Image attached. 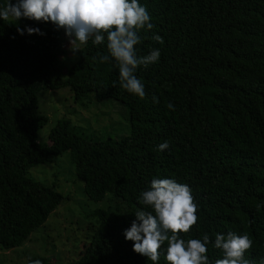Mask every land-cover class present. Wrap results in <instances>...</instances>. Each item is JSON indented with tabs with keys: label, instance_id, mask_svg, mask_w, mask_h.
Wrapping results in <instances>:
<instances>
[{
	"label": "trees",
	"instance_id": "trees-1",
	"mask_svg": "<svg viewBox=\"0 0 264 264\" xmlns=\"http://www.w3.org/2000/svg\"><path fill=\"white\" fill-rule=\"evenodd\" d=\"M139 2L154 27L140 30L137 55L153 48L161 53L157 62L135 70L144 98L120 86L114 59L100 62L106 41L89 40L64 64L62 29L51 22L0 19V248L21 245L61 202L59 192L27 170L68 151L85 197L100 201L109 194L113 207L90 212V239L67 264H153L123 235L138 209L151 211L138 197L153 178L192 189L199 219L181 238L207 233L211 264L222 258L213 247L215 235L230 231L252 240L245 253L250 264H264V0ZM7 3L0 0V7ZM17 26L39 28L44 35H20ZM62 87L75 100L92 94L96 101L121 103L129 133L87 139L58 121L49 144L37 142L46 118L35 114L36 93ZM165 141L169 147L159 151ZM166 247L167 242L158 264H168ZM35 259L56 264L43 256H30L25 264Z\"/></svg>",
	"mask_w": 264,
	"mask_h": 264
},
{
	"label": "clouds",
	"instance_id": "clouds-1",
	"mask_svg": "<svg viewBox=\"0 0 264 264\" xmlns=\"http://www.w3.org/2000/svg\"><path fill=\"white\" fill-rule=\"evenodd\" d=\"M22 18L37 22H51L57 30L62 29L69 39L70 51L75 54L89 40L95 45L105 44L107 54L100 56V62L114 59L119 72L120 86L140 98L146 95L145 86L135 75L138 66L155 63L160 58V50L153 48L149 54L138 56L135 46L140 43L141 29L151 30V16L139 0H8L0 7V19ZM36 33L44 35L39 28L17 26L23 35ZM153 40L163 43L160 35ZM153 102L159 99L153 96ZM167 107L175 110L172 103ZM169 147L167 141L158 145L163 151ZM141 205L151 211L138 209L131 226L124 230L126 240L133 242V251L146 257L153 264L160 260V249L167 242L165 260L168 264H211L207 255V245L211 242L205 233L202 239L181 238L198 222V205L187 184L171 178H153L149 190L138 197ZM247 234L228 232L217 233L213 247L222 252V258L214 264H250L245 253L252 247ZM29 264H42L40 259Z\"/></svg>",
	"mask_w": 264,
	"mask_h": 264
},
{
	"label": "rangeland",
	"instance_id": "rangeland-1",
	"mask_svg": "<svg viewBox=\"0 0 264 264\" xmlns=\"http://www.w3.org/2000/svg\"><path fill=\"white\" fill-rule=\"evenodd\" d=\"M59 56L69 64L75 54L70 51L69 39L62 35ZM124 107L116 100L96 101L92 94L75 100L67 87L56 90L41 89L36 93L35 114L46 118L36 131L40 144H49L48 133L58 121H66V129L87 139L104 140L119 138L129 133V119ZM27 175L43 185L51 186L63 199L52 210L42 225L32 231L21 245L0 248V264H25L30 256H43L56 264L75 261L91 236L95 221L89 215L95 209H106L109 194L100 201L88 200L82 190V181L74 174L68 151H64L51 162L31 166Z\"/></svg>",
	"mask_w": 264,
	"mask_h": 264
}]
</instances>
